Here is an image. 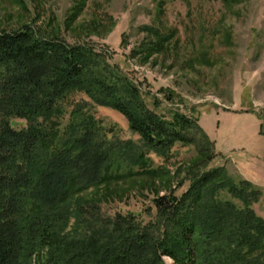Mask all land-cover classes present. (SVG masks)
<instances>
[{"label": "trees", "instance_id": "trees-1", "mask_svg": "<svg viewBox=\"0 0 264 264\" xmlns=\"http://www.w3.org/2000/svg\"><path fill=\"white\" fill-rule=\"evenodd\" d=\"M110 58L32 26L0 31V264H264V218L253 207L263 190L224 167L204 170L214 144L197 120L150 109L148 93ZM76 93L87 99L62 133V104ZM95 105L124 115L139 142L111 140ZM176 143L195 145L200 158L151 199L148 221L108 215L110 195L89 193L135 167L154 174L147 154L166 156Z\"/></svg>", "mask_w": 264, "mask_h": 264}, {"label": "rangeland", "instance_id": "rangeland-1", "mask_svg": "<svg viewBox=\"0 0 264 264\" xmlns=\"http://www.w3.org/2000/svg\"><path fill=\"white\" fill-rule=\"evenodd\" d=\"M25 26L108 50L109 60L148 93L150 109L167 119L181 113L197 120L214 144L204 170L224 167L237 181L246 172L264 192V156L248 153V161L238 162L255 133L254 119L264 135V0H0V31ZM82 99L87 97L76 93L63 102L60 132ZM90 111L111 140L139 142L118 111L98 105ZM12 123L26 126L22 119ZM147 157L154 174L135 167V174L89 190L110 195L105 213H139L148 221L151 199L180 182L185 168L200 158L195 145L182 143L166 156ZM125 166L117 160L114 169L126 172ZM253 207L264 218V193ZM165 261L174 264L169 257Z\"/></svg>", "mask_w": 264, "mask_h": 264}, {"label": "crops", "instance_id": "crops-1", "mask_svg": "<svg viewBox=\"0 0 264 264\" xmlns=\"http://www.w3.org/2000/svg\"><path fill=\"white\" fill-rule=\"evenodd\" d=\"M252 121H253V118L251 117ZM254 126H255V133L253 134V138H252V141L249 142V148L248 147H240L241 150H244V154H242L241 156V159L239 160L238 159V162L240 161H248V159L245 157V154L246 156H248V153H251L252 156H261L263 157L264 156V135L261 134L260 132V122L258 121V119H254ZM211 136V135H210ZM212 137V136H211ZM224 151V154H227L228 151L226 150H222ZM230 157V155H229ZM233 157V156H231ZM233 159H236V157ZM237 161V160H235ZM250 166H255L256 164L260 165V163H255L254 161H250L248 162ZM251 173V172H250ZM253 174V173H252ZM242 175L245 179L247 180H250V181H254V178L250 175H248V173L246 172H242Z\"/></svg>", "mask_w": 264, "mask_h": 264}]
</instances>
